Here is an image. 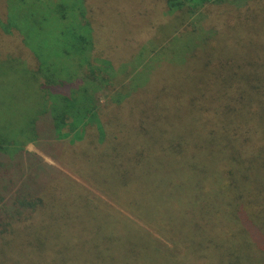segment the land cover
Listing matches in <instances>:
<instances>
[{"label":"trees","instance_id":"trees-1","mask_svg":"<svg viewBox=\"0 0 264 264\" xmlns=\"http://www.w3.org/2000/svg\"><path fill=\"white\" fill-rule=\"evenodd\" d=\"M82 1L75 4L76 18L82 16V6L90 2ZM70 3H74L73 0H7L5 17L0 20V185L4 180L19 185L15 191H2L5 189L0 187V204H3L0 206V264H26L29 261H33V264H69L65 250L74 248L76 252L81 241L89 242L82 250L87 257L86 264H144L139 254L145 251V245L136 239L129 241L127 232L137 229L136 226H117L105 205L100 204L101 201L91 192L83 191L71 181L69 184L68 180L57 186L50 180L38 182L42 174L40 168H31L23 178H13L20 166L17 163L23 157L20 145L23 140L31 143L42 140L49 145L67 142L62 144L69 149L67 154L60 152L54 158L100 193L109 204L117 205L120 220H125L119 212L122 210L141 221L165 242L178 245L185 240L179 236L181 229L173 225L172 220L170 223L152 220V215L144 209L149 202L147 191H142L146 187L143 179L147 175L149 160L182 162L185 158L175 147L156 140L146 131L134 128L133 134L128 123L134 122V102L124 100L129 94L115 95V102L124 100L127 104H118L112 111L109 108L113 103L107 101L110 103L105 113L108 118L104 121L107 124L115 123L112 126L117 129H111L112 137L104 131L103 118L100 119L97 110V95L107 86H102L98 77L104 81L106 75L102 76L101 71L90 63L89 54L94 47L92 27L87 21L81 23L78 18H69ZM27 5L31 8L43 6L40 18L54 14L62 24L54 33L55 62L39 51L40 28L30 21V15L23 14L22 7ZM123 5L121 2L119 6L114 3L112 6H102V11H109L105 13L106 19L112 20L113 16L119 18L111 22L114 24L119 20L143 24L151 17L152 22L155 17L160 18L158 22L165 21L169 15L179 18L180 22L184 21L181 29L183 27L198 34L195 42H203L197 44L203 48L196 50L193 57H202V68H210L211 77L220 80L219 94L228 98L231 90L239 101L247 92V108L245 103H239L237 108L229 109L223 115H215L214 111L210 113V105L202 104L205 99L201 95L204 94H196L192 97L207 114L193 115L200 124L209 128L205 140L225 143L229 149L227 158L244 163L249 180L258 184L259 188L258 176L263 175L264 171V134L259 133L263 130L257 123L261 107L259 82L264 76V0H154V6L145 0H135V4H131L129 19H124ZM157 6L169 15H157ZM58 8L61 10L55 14ZM189 19L190 23L186 25L188 22L185 20ZM109 24L108 29L112 28ZM202 26H208L206 32H203L205 29ZM81 28L85 29L82 34ZM115 30L114 35L117 36L124 30V23H118ZM81 40L85 45L83 47L77 45ZM75 43L77 47L73 45ZM62 56L70 60L76 58L80 68L86 63L89 70L88 74L80 71L81 85L76 89L71 88L69 93L52 90L55 86L71 85V76L74 82L79 75V70L71 73V66H66L67 62L60 60ZM241 56L247 59L237 63L236 58L240 59ZM241 64L247 67L243 81L239 77ZM190 71L195 73L196 68ZM230 77L235 78V82L245 83L244 89L237 91L228 85ZM96 85H99L100 91ZM160 85L157 83L156 89ZM240 109L247 114L243 123H248L251 116L256 120L240 127L230 116L231 112ZM217 116L221 117L220 120L214 121ZM253 133L256 139L252 138ZM13 165L18 168L15 173L2 175ZM137 169L140 172L138 184L134 174ZM252 188H257V185ZM132 192L140 202L137 209L129 201ZM230 195L231 191L228 198ZM242 197L241 193H237L234 199L239 201ZM174 208L187 210L183 196ZM142 228L138 229L144 230L154 242H160Z\"/></svg>","mask_w":264,"mask_h":264},{"label":"rangeland","instance_id":"rangeland-1","mask_svg":"<svg viewBox=\"0 0 264 264\" xmlns=\"http://www.w3.org/2000/svg\"><path fill=\"white\" fill-rule=\"evenodd\" d=\"M145 1L154 6V0ZM73 2L69 4L67 15L69 18L80 19L81 23L86 21L90 23L94 39V47L89 54L90 63L96 70L101 71L102 76L106 75L104 81L100 77L98 79L102 86L105 84L107 86L102 87L100 91L99 85H96V89L100 91L97 95V110L100 113V119L103 118L101 121L104 131L110 133L112 137L111 129L113 127L114 131L117 129L116 126H112L115 123L107 124L104 121L108 118L105 113L110 103L107 101L113 103L109 108V111H112L118 104H127L124 100L128 99L134 102L135 107L134 122L128 123V128L131 130L138 128L150 133L156 140L175 147L185 158L182 162L149 160L147 175L143 179L146 187L142 190L147 191L149 202L144 209L152 215V220L162 223L166 221L170 223L172 220L173 225L181 229L179 236L185 240L178 245L165 242L141 221L122 210L119 212L123 214L121 216L125 220H120L117 205L109 204L100 193L54 158V155L60 152L67 154L69 149L66 145H62L68 144L67 142L49 145L42 140L31 143L24 142L22 139V143L19 144L23 148L21 152L23 157L20 163H17L20 165L19 169L17 165H13L2 175L8 172L15 173L18 169L13 178H23L24 174L30 173L31 168H40L42 174L38 177V182L50 180L57 186L62 181L68 180L69 184L75 183L83 191L91 192L98 201H101L100 204L105 205L117 226H136L137 229L127 230V232L130 236L129 241L134 242L136 239L145 245V251L139 254L144 264H264V171L263 175L258 176L260 181L258 188V184L249 180V172L246 171L244 163H237L227 158L229 149L225 143L205 140L209 128L200 124L193 115L194 113H202V116L207 114L203 106L192 97L196 94H204L201 95L205 99L202 100V104L210 105V113L214 111L215 115H223L229 112V109L237 108L239 103H245L247 108L249 99L247 92L239 101L231 90L228 98L220 95V90L218 91L220 80L211 77L213 74L210 68H202V57L199 55L193 57L196 50L203 48L197 45L203 42H195L199 35L184 30L183 27L181 29L184 21L180 22L179 18L167 14L159 6L155 9V13L169 15L165 21L158 22L159 17H155L153 22L151 17L144 21L145 23L142 22L143 24L119 20L118 23H124V30L116 36L114 34L115 28L118 29V23L111 22H115V19L118 21L119 18L112 16V20H107L105 13L109 11H102V6H112L113 3L119 6L123 2L125 16L123 12L122 15L124 19H129L133 6L131 4H135V0H90L88 5H83L82 10L80 9L82 16L78 15V19L75 17V4L83 1L73 0ZM6 4L7 0H0V20L5 17ZM22 9L23 14L30 15V21L40 28L38 30L39 51H42L45 56H50L51 62H55L56 35L54 33L57 27L62 26L57 21V15L56 17L54 14L50 17L43 15L40 18L39 15L44 11L43 6L31 8L27 5ZM60 10V8L56 9L55 14H58ZM63 11L66 12V10ZM185 21L188 22L186 25H189L190 19ZM155 22L160 24L156 25ZM108 24L112 28L108 29ZM207 27H204L203 32H206ZM84 30V28L80 29L81 34ZM105 30L110 33H105ZM73 45L85 46L82 40L77 45L76 43ZM63 57L60 60L67 62L66 66H71V73L79 70L77 73L79 75L75 77L74 82L71 76V85L53 87L52 90H55L53 92L57 93H69L71 88L76 89L81 85L80 71L89 73L86 63L80 68L76 58L70 60ZM192 58L195 59L192 60ZM236 59L237 63H241L247 58L241 56L240 59ZM239 67L241 69L239 77L243 81L247 67L242 64ZM191 68H196V72L191 73ZM260 80L259 104L261 103V107L259 106L257 123L263 130L259 133L264 134V76ZM235 81V78L230 77L227 83L235 90L242 91L245 83ZM157 83L161 84L158 89L155 87ZM176 90L178 91L175 92ZM119 94L129 95L122 102L117 103L114 99L115 95L119 97ZM246 115L243 109L230 114L233 117L232 120L237 121L240 127H245L256 120L251 116L248 123H243ZM220 118L217 116L214 121H219ZM133 134H135L134 130ZM252 138L256 139L255 133ZM6 165L10 166L9 163ZM109 168L110 166L106 169ZM134 174L138 184L139 170H135ZM254 185H257V188H252ZM18 186L7 180L2 181L0 185L5 189H1L2 191H15ZM254 189L257 191H252ZM229 191L231 195L228 198ZM237 193L243 195L239 201L234 199ZM135 196V192H132L129 201L131 206L137 209L140 202L135 199ZM182 196L187 210H175L174 205ZM2 205L1 203L0 206ZM157 213L160 215L156 216ZM142 227L160 242H154L144 230H139ZM88 243V241L78 243L76 252L74 248L65 250L69 264H86L87 257L82 250ZM26 264H33V261Z\"/></svg>","mask_w":264,"mask_h":264}]
</instances>
